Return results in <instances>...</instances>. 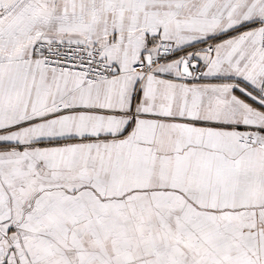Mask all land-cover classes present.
<instances>
[{
  "label": "snow or ice",
  "instance_id": "obj_1",
  "mask_svg": "<svg viewBox=\"0 0 264 264\" xmlns=\"http://www.w3.org/2000/svg\"><path fill=\"white\" fill-rule=\"evenodd\" d=\"M0 264H264V0H0Z\"/></svg>",
  "mask_w": 264,
  "mask_h": 264
}]
</instances>
